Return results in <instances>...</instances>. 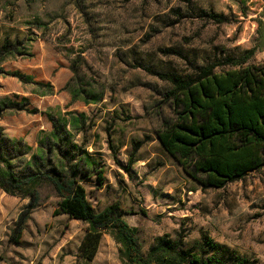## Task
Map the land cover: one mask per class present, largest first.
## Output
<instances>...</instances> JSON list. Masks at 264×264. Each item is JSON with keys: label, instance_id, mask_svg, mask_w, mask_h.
<instances>
[{"label": "rangeland", "instance_id": "obj_1", "mask_svg": "<svg viewBox=\"0 0 264 264\" xmlns=\"http://www.w3.org/2000/svg\"><path fill=\"white\" fill-rule=\"evenodd\" d=\"M5 40L24 53L2 64L24 79L0 75V99L27 100L0 117V149L17 142L18 172L42 156L45 171L86 188L96 212L116 203L133 212L125 219L144 254L159 238L181 246L209 236L264 264V169L206 188L157 136L174 119L165 76L264 67V0H0ZM52 118L69 123L65 141ZM60 202L48 180L31 198L0 188V264H80L89 224L57 214ZM104 236L92 264H128L116 236Z\"/></svg>", "mask_w": 264, "mask_h": 264}, {"label": "trees", "instance_id": "obj_2", "mask_svg": "<svg viewBox=\"0 0 264 264\" xmlns=\"http://www.w3.org/2000/svg\"><path fill=\"white\" fill-rule=\"evenodd\" d=\"M18 55H24L19 44L5 40L0 47V75L24 79L20 72L9 74L2 67L8 58ZM248 59L242 60L241 64ZM217 67V64H211L198 68L191 76L162 78L171 87L167 97L172 103L174 119L163 121L157 136L163 149L204 187L224 189L228 184L264 169V67L249 65L224 72H217ZM27 81L34 83L31 76ZM72 91L78 96V91ZM85 95L91 97V103L97 104L102 99L92 91ZM26 101L23 99L17 104L9 98L0 99V117L9 110L24 109ZM52 119L57 130L64 132L62 140L65 141L69 123ZM47 141L54 143L57 140ZM1 143V190L11 196L31 198L44 180H48L61 197L60 210L56 213L89 224L79 248L80 264L94 262L108 232L113 233L122 245L121 254L128 264H249L248 260L209 236L193 245L181 246L167 238H159L150 252L144 254L137 230L125 219L133 212L124 210L119 203L96 212L86 188L57 171L54 172L56 175L45 171L42 156L33 159L38 158V162L32 160L34 166L32 162L18 172L12 161L19 151L17 142L4 139ZM73 150L77 152L79 148L73 146Z\"/></svg>", "mask_w": 264, "mask_h": 264}]
</instances>
